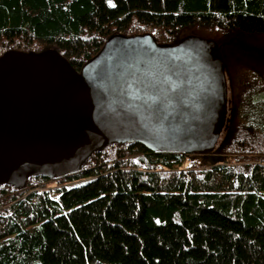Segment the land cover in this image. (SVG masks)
I'll return each mask as SVG.
<instances>
[{
    "label": "trees",
    "instance_id": "16d2710c",
    "mask_svg": "<svg viewBox=\"0 0 264 264\" xmlns=\"http://www.w3.org/2000/svg\"><path fill=\"white\" fill-rule=\"evenodd\" d=\"M195 27L264 35V0H0V56L54 49L82 71L115 34ZM241 87L264 106L263 85ZM213 152L112 142L73 173L1 183L0 264H264V115Z\"/></svg>",
    "mask_w": 264,
    "mask_h": 264
},
{
    "label": "water",
    "instance_id": "95a60500",
    "mask_svg": "<svg viewBox=\"0 0 264 264\" xmlns=\"http://www.w3.org/2000/svg\"><path fill=\"white\" fill-rule=\"evenodd\" d=\"M227 113L215 40L115 34L82 71L54 49L8 50L0 56V184L73 173L112 142L210 155Z\"/></svg>",
    "mask_w": 264,
    "mask_h": 264
},
{
    "label": "rangeland",
    "instance_id": "374dc122",
    "mask_svg": "<svg viewBox=\"0 0 264 264\" xmlns=\"http://www.w3.org/2000/svg\"><path fill=\"white\" fill-rule=\"evenodd\" d=\"M150 32H152V30L149 28L144 34H151ZM218 35L219 33L217 31L195 27L193 29H185L177 42L194 37L204 40H215L221 43L222 39H220ZM229 38L227 43H222V52L225 60L227 63L232 62L230 67V72L232 74L231 81L228 72L225 71V77L228 83V113L226 122L217 137L214 150L220 147L227 135H229L233 130L234 125L238 126V124H240L241 115L239 112H241L240 104L243 99L241 92L243 82L246 81V84H259L264 86V35L245 34L237 31ZM236 57H238V59H235ZM254 64H260L261 66L260 68H255L257 71L249 70V68ZM231 82H233V84H231ZM245 102L247 103V100ZM263 108L264 106L261 104L258 110H262ZM190 154H192V158L199 161L204 158L202 153ZM210 155L215 157L220 154L212 152Z\"/></svg>",
    "mask_w": 264,
    "mask_h": 264
},
{
    "label": "flooded vegetation",
    "instance_id": "af4514ba",
    "mask_svg": "<svg viewBox=\"0 0 264 264\" xmlns=\"http://www.w3.org/2000/svg\"><path fill=\"white\" fill-rule=\"evenodd\" d=\"M222 43L223 42L219 43V45L221 46V51H222V47H223ZM263 92H264V90H263ZM261 94H264V93H261ZM245 101L243 99L241 101V104H240L241 112H239V114L241 116H244L246 123L249 122V119H251V120L256 119V117L259 115V113L264 115V110H263L264 108L262 110H258V108H260V106L258 105L257 102H255L254 98L247 100V103Z\"/></svg>",
    "mask_w": 264,
    "mask_h": 264
},
{
    "label": "snow or ice",
    "instance_id": "6c2138e0",
    "mask_svg": "<svg viewBox=\"0 0 264 264\" xmlns=\"http://www.w3.org/2000/svg\"><path fill=\"white\" fill-rule=\"evenodd\" d=\"M108 2L111 4L112 0H108Z\"/></svg>",
    "mask_w": 264,
    "mask_h": 264
}]
</instances>
